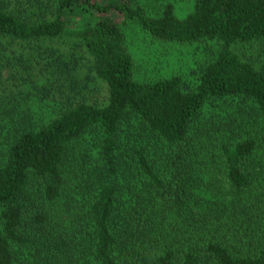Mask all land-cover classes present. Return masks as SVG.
Here are the masks:
<instances>
[{
  "label": "trees",
  "instance_id": "obj_1",
  "mask_svg": "<svg viewBox=\"0 0 264 264\" xmlns=\"http://www.w3.org/2000/svg\"><path fill=\"white\" fill-rule=\"evenodd\" d=\"M178 1L0 0V264H264V0Z\"/></svg>",
  "mask_w": 264,
  "mask_h": 264
},
{
  "label": "rangeland",
  "instance_id": "obj_2",
  "mask_svg": "<svg viewBox=\"0 0 264 264\" xmlns=\"http://www.w3.org/2000/svg\"><path fill=\"white\" fill-rule=\"evenodd\" d=\"M195 1L196 0H180L177 3L174 2L176 13L180 16H184L188 11L192 10ZM132 41L134 50L136 51V58L140 64H142L146 74L149 75L156 73L170 76L180 71H184L185 73L190 72L193 62L196 63L197 59L199 60L202 58L199 57L203 53L201 46L196 43L156 40L142 33L141 35L137 34L135 40L133 39ZM237 49L250 56L253 55V53L254 55L258 53V49L253 46L246 47L243 44L237 45ZM98 91L99 90H96L94 92V98H97ZM101 93L104 92L101 91ZM31 106L38 111L49 113L46 104Z\"/></svg>",
  "mask_w": 264,
  "mask_h": 264
}]
</instances>
